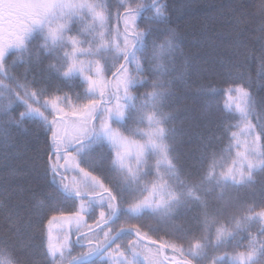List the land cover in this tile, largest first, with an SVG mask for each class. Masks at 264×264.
<instances>
[{
	"label": "trees",
	"instance_id": "1",
	"mask_svg": "<svg viewBox=\"0 0 264 264\" xmlns=\"http://www.w3.org/2000/svg\"><path fill=\"white\" fill-rule=\"evenodd\" d=\"M89 2L99 5L97 10H105L108 19L104 31L107 35L109 31L124 32L125 10L135 7L140 0ZM144 2L148 7L142 10L131 27L138 31L151 29L149 48L153 39L160 43L167 38L169 30H174L179 47L169 58L167 71L162 75L146 73L147 83L135 85L132 94L143 97L152 90V84L158 78L165 86L169 80L173 81L172 95L162 107L163 111L172 113L168 127L175 129L169 136V142L176 173L169 176L163 171L164 166L160 165L158 174L157 158L153 156L148 160L152 174L141 181L140 186L144 190L126 185L121 189V178L107 165V156L114 157V152L107 145L86 148L80 154V164L90 171L89 177L96 176L105 187L111 186L118 198L125 202V208L150 196L152 185L158 183L160 177L170 186L187 191L199 185L210 170L218 176L221 171L233 166L236 152L244 150V131L248 130L253 140L264 132V65L261 63L264 56V0H156L165 8L167 21L163 23L148 20L155 10L151 7L152 0ZM83 16L82 22L71 25L72 35H77L82 26L91 23L92 18L86 10ZM95 40L99 43L98 35ZM61 44L49 45L43 35L36 37L28 44L25 55L11 54L0 69V256L11 258L15 264H53V259L59 261L60 255L52 258L47 253L50 230L59 217L75 215L80 204L87 206L89 200L88 196L81 200L61 191L62 184L70 187L77 183L78 170L69 167L65 172L61 169V174L56 177L57 184L52 183V175L46 171L52 143L51 131L46 129L51 128L50 122L62 115L52 108L53 101L57 109L70 111L71 107L86 102L88 95L87 83L78 72L67 77L63 75L69 60L65 56L67 49ZM84 46L87 47V44ZM71 51L68 44L67 52ZM76 55L85 63L92 58L88 53ZM108 62L111 63L110 59ZM141 66L147 65L141 61ZM129 73L136 74L134 64L129 66ZM105 76L113 79L111 72L105 73ZM209 85L215 91H204ZM22 86H26L29 93L27 103L23 99L25 87ZM238 86L249 92L247 121L241 120L236 104L228 100L238 96L235 92ZM28 105L38 109L43 116L32 113L22 117L20 114L28 112ZM67 117L73 119L74 124L76 118ZM45 118L49 122L47 126ZM93 121L99 126L98 119ZM69 125L67 123L66 127L70 136ZM123 126V121L119 122V126L113 124L118 130H122ZM127 126L135 127L131 122ZM61 131H64L63 127ZM233 132L237 134L235 138ZM260 143L264 145V136H261ZM102 157L103 160L98 163ZM52 160H55L54 155ZM213 161L214 169L211 167ZM64 163L63 159L60 160V164ZM96 190L102 192L99 186ZM198 194L201 201L188 198L185 205L168 218L162 219L147 212L134 216L122 209L108 224L101 222L99 228L95 225L102 208L95 205L87 213H80L84 217L82 231L92 237L90 243L94 247L103 241L105 232L114 236L120 229L128 230L135 224L143 226L141 232L148 233L156 244L168 241L186 253L190 245L201 238L214 240L218 228L232 227L235 219L244 215L247 209L251 208L254 212L264 210V167L254 170L253 179L241 185L230 184L221 188L214 181H205ZM53 217L57 219L52 220ZM89 225L95 228V235L89 231ZM261 228H264V221L258 218L249 221L235 238H228L220 246L208 244L198 259L201 264H213L216 257L225 256V253L232 255L246 251L251 237L264 240V236L259 235ZM76 239L77 234L73 230L63 257L64 264H68L82 250L81 245L74 243ZM130 240L136 242L135 251L140 253L139 247H143L144 251L151 250L157 255L158 262H155L156 257L145 253L144 260L140 254L135 258L137 264H164L158 249L144 245L129 234L120 236L106 253L111 257V264H121L126 259L119 252H114L117 245H121V251H127L128 257H131L133 249L129 246ZM83 244L87 246L89 241L84 240ZM164 256L168 262L189 259L180 251L174 252L171 247H165ZM86 264L104 262L98 258ZM219 264H224V261Z\"/></svg>",
	"mask_w": 264,
	"mask_h": 264
},
{
	"label": "snow or ice",
	"instance_id": "2",
	"mask_svg": "<svg viewBox=\"0 0 264 264\" xmlns=\"http://www.w3.org/2000/svg\"><path fill=\"white\" fill-rule=\"evenodd\" d=\"M99 7L89 0H0V68L3 67L4 58L10 49L20 50L25 47V39L34 28L42 27L44 29L46 41L53 44L61 41L65 47L67 44H71V53L65 52L69 64L63 75L67 77L78 72L87 83L88 95L85 97L86 102L71 107L70 111H65L63 108L57 109L56 103L53 101V109L62 115H58L54 121L50 122L51 128L46 129L51 131L52 140L46 171L51 173L53 184H57L56 177L61 174V169L67 172L69 167L75 168L84 177H89L90 171L80 164V154L86 148L96 149V147L103 148L107 145L114 152V157L107 156V165L121 178V189H124L123 185H126L128 188L143 191L144 189L140 186L141 181L152 174L148 167V160L153 156L157 158L158 174L161 171L160 165L164 166L163 171L167 175L174 176L176 173L172 145L169 142V136L175 131L168 127L172 113L163 111L162 107L165 100L172 95L173 81L169 80L165 86L164 82L158 78L153 82L152 90L143 97L134 96L132 90L137 84L147 83L146 73L155 72L162 75L167 71V62L175 49L179 47L177 34L174 30H169L164 41L157 43L153 39L149 48L148 38L152 35L151 29L145 28L138 31L131 27L142 10L148 7L144 0H140L135 7L125 10L124 32L112 33L109 31L106 35L104 29L108 16L105 10H97ZM151 7L155 11L152 16L148 17L149 21L162 23L167 21L164 5L157 4L156 0H152ZM85 10L92 18L91 23L82 26L77 35H72L71 25L84 20ZM5 25H7L6 30ZM262 26H264V20H262ZM96 35L99 36V43L95 40ZM121 36L123 37L122 43L120 42ZM87 37H92V39H87ZM85 44L87 47L84 46ZM77 53H88L92 58L85 63L83 59L77 58ZM141 61H144L147 66L142 67ZM261 63L264 65V56L261 57ZM132 64L135 65V75L129 73V66ZM86 68L88 69L87 75H85ZM108 72H111L113 79L106 78L105 73ZM140 77H145V79H140ZM22 87H25L23 99L27 103L29 93L26 86ZM204 91L210 93L215 90L209 85ZM228 91L231 92L232 89L229 88ZM235 92L238 93L236 111L242 121H247L249 92L239 86L235 88ZM32 95L34 96L35 93ZM113 98L116 103L114 106H109L112 104ZM69 103L71 104V101ZM32 113L43 116V113L31 105H28L27 113L22 112L20 115L23 117ZM69 115L76 118L74 121L75 134L71 136L67 135L66 127V117ZM97 119L100 121L99 126L93 123V120ZM121 121L124 122L122 130L113 127V124L119 126ZM129 122L135 127H128ZM48 123L45 118L46 126ZM62 127L64 131H61ZM248 128L251 129V125H248ZM232 135L234 138L237 136L235 132ZM261 136H264V132L248 143L244 151H237V159L233 161V166L228 167L226 171H221L218 176L210 170L199 185H194L187 191L183 188L177 189L170 186L163 177H160L159 182L152 185L150 196H145L142 200L129 204L127 208L123 206L125 202L118 198L111 186L105 187L96 176H91L92 184L85 183L74 193L81 200L88 196L87 206L85 203H81L79 212L75 215L59 217L70 226L75 225L74 234H77V239L74 243L81 245L82 248L79 255L74 256L68 261V264H86L94 256L104 264H111V257L106 253L114 243V236L105 232L103 241L94 247L91 246L92 237L82 231L84 217L80 213H87L93 206L99 205L102 210L100 219L96 221V228L100 227L101 222L108 224L122 209L134 216L147 212L160 216L162 219L168 218L171 213L179 211L188 198L201 201L198 192L203 188L205 181H214L221 188H227L230 184L241 185L252 180L253 171L264 167V145L260 143ZM53 155L55 160H52ZM103 158L97 162L100 163ZM62 159L64 164H60ZM211 167L215 168L214 161ZM96 185H99L102 192H97ZM61 191L73 194L67 184H62ZM257 218L264 221V210L254 212L249 208L244 215L235 219L232 227L218 228L214 240L206 237L201 238L192 243L186 253L184 249H178L175 244L161 241L157 251L162 253L165 247H171L174 252L180 251L189 257V259L181 261L180 264H193V260H195V264H201L198 258L202 257L208 244L212 246L224 244L228 238H235L239 231L244 230L249 221ZM56 219L57 217L52 218V220ZM52 220L49 221V224L52 223ZM142 227L133 224L128 231L139 240L148 238L149 244H155L156 241L148 237V233L141 232ZM88 228L95 235V228L91 225ZM70 231H72L71 228ZM120 231L123 232L125 229H120ZM259 235L264 236V228H261ZM84 240L89 241L87 246L83 244ZM135 244V241H129V246L133 249L131 257H128L127 251H121V245H117L114 251L126 258L121 261V264H137L135 258L141 253L135 251ZM67 248V234L60 243H53L49 233L47 253L53 258L57 254L60 255V260L53 259V264H64L63 257ZM220 261H224V264H264V240L251 237L246 251L232 255L225 253V256L216 257L213 264H219Z\"/></svg>",
	"mask_w": 264,
	"mask_h": 264
},
{
	"label": "rangeland",
	"instance_id": "3",
	"mask_svg": "<svg viewBox=\"0 0 264 264\" xmlns=\"http://www.w3.org/2000/svg\"><path fill=\"white\" fill-rule=\"evenodd\" d=\"M6 28H7V25H5V29ZM43 32H44V29H43ZM57 42H59V41H57ZM228 100H229V102H233V104H236V102H237L236 98L229 97ZM54 112L56 113V111H54ZM66 120H67V123L70 124L69 125V127H70V136L74 135L75 134V125L72 123L73 119H69L68 117H66ZM247 131L248 130L244 131L243 135H242V137H243L242 145L244 147V150H245L246 145L253 140V139H251V135ZM77 174H78L77 183H76V186H73V187L70 188V190L73 193V194H70V195H75L74 194L75 191L77 189H79L84 184L85 177L79 171H77ZM74 226H75L74 224L70 226L67 222L62 221V220L61 221L58 220V222L50 230V234H51L53 243H60L61 241H63V238L65 237V234L69 235L70 228L73 230ZM66 229H68V230H66ZM69 239H70V236H68V240ZM139 248H140L141 255L144 256V258L142 257V259L145 260V257H146L145 253H146V254L154 256V258L156 257V259H154V260H155V262H158L157 255H155V253H153L151 250H145L144 251L143 247H139ZM57 256H59V254H57Z\"/></svg>",
	"mask_w": 264,
	"mask_h": 264
},
{
	"label": "clouds",
	"instance_id": "4",
	"mask_svg": "<svg viewBox=\"0 0 264 264\" xmlns=\"http://www.w3.org/2000/svg\"><path fill=\"white\" fill-rule=\"evenodd\" d=\"M0 264H15V261L11 258H5L3 256H0Z\"/></svg>",
	"mask_w": 264,
	"mask_h": 264
},
{
	"label": "water",
	"instance_id": "5",
	"mask_svg": "<svg viewBox=\"0 0 264 264\" xmlns=\"http://www.w3.org/2000/svg\"><path fill=\"white\" fill-rule=\"evenodd\" d=\"M123 232H120L118 235H115L114 236V241L116 240V238L118 237V236H120L121 234H122ZM113 244V243H112ZM112 246V245H111ZM157 247H159L160 248V246L158 245ZM176 264H180V262H178V263H176Z\"/></svg>",
	"mask_w": 264,
	"mask_h": 264
}]
</instances>
